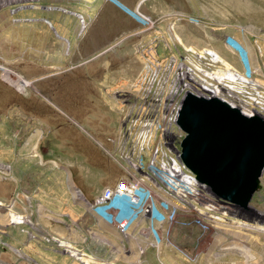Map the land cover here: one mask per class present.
<instances>
[{
	"label": "rangeland",
	"instance_id": "rangeland-1",
	"mask_svg": "<svg viewBox=\"0 0 264 264\" xmlns=\"http://www.w3.org/2000/svg\"><path fill=\"white\" fill-rule=\"evenodd\" d=\"M101 1L111 0H0V48L12 43H18L19 46L24 38V34L10 29L13 26L25 22H48L43 17L24 18L26 15L55 17L50 28L54 31L60 27L63 31L68 28V24L72 27L71 19L64 17L66 14L75 13L78 6L97 5ZM138 7L145 17L137 14ZM83 15L86 18L83 20V16H80V31L84 30L90 18L87 13ZM132 15L140 20V28L135 30L140 38L129 47L124 62L117 59L108 62L110 70L121 71L120 67H125V63L141 61L140 72L133 79L122 77L119 72L117 74L120 79L115 94L124 113L118 134L109 137L107 142L113 144L110 157L122 172L119 177L127 175L126 164L139 160L137 157L130 159L128 154H132L130 151L133 149L137 153L138 143L144 142L143 136L140 140L139 133L135 135L140 126L149 127L151 124L144 118L147 103L149 105V101L158 100L162 104L174 88L180 86L182 82L178 78L181 65L192 67L193 71L190 72L195 76L194 85L199 89H202L200 84L228 87L234 83L227 78L223 80L226 84L220 83L208 76L207 72L215 73L219 69L246 82L251 81L252 84L245 87L247 90L240 92L242 86L235 83L236 91H223L222 96L242 109H249L253 112L251 114L257 112L264 116V110L256 106V97L260 100L259 95L262 94L264 99V0H173V3L169 0H141ZM56 16L62 18L57 19ZM46 23L45 26L48 25ZM50 38L53 39L52 36ZM241 50L245 52L246 60L242 58ZM64 53L70 54L67 44ZM172 61L173 69L162 77L164 69L160 71L157 66ZM11 65L0 58V66L12 71L4 73L0 68V264H34V260L25 259L8 248L7 244L23 254L24 251L35 254V250L41 248L50 256H45V260L49 259L46 264L58 263L46 250L67 255L77 264H116L104 260L106 258H94L88 244L86 250L82 248L85 247L86 239L83 233L71 243L42 232L38 225H33L28 207L29 195L24 194V135L26 137L35 131L37 120L25 115L22 97L35 95L37 82ZM74 65H68L67 68ZM171 81L174 82L173 87L169 85ZM244 104L250 106L244 108ZM255 107L258 111L253 109ZM163 110L161 108L160 111ZM160 111L157 112L161 114ZM141 122L144 124L141 125ZM159 134L161 140L155 138L150 142L152 149L145 148L144 154L140 152L145 166L153 160V153L158 147L160 153L155 160L158 168H162L163 162L170 165L178 161L177 155L169 152L161 129ZM136 156H139L138 153ZM47 163L51 162L48 160ZM261 181L251 204L264 214V172ZM194 189L200 194L193 198L178 197L172 192L168 196L164 194L166 198L153 195V210L149 218L142 215L136 238L124 235L128 250L131 252L133 249L135 252V258L126 259L128 261L124 264H264V218H242L232 206L213 197L206 188L196 183ZM155 206L159 211L157 213ZM170 207L173 208L172 214L168 211ZM16 217H21L19 220L23 217L24 222L14 223ZM109 224L114 225L112 222ZM133 230L134 227L130 231Z\"/></svg>",
	"mask_w": 264,
	"mask_h": 264
},
{
	"label": "crops",
	"instance_id": "crops-1",
	"mask_svg": "<svg viewBox=\"0 0 264 264\" xmlns=\"http://www.w3.org/2000/svg\"><path fill=\"white\" fill-rule=\"evenodd\" d=\"M140 1L111 0L78 6L75 13L64 16L73 24L63 31L50 28L55 17L26 15L24 18L43 17L48 22L13 26L10 29L24 34V38L19 46L12 43L0 48L6 54L0 53V58L37 82V93L22 97L25 115L37 120L35 131L24 135V194L29 195L33 225L71 243L83 233L86 239L82 248L89 246L94 258L116 264L135 258V252L128 250L110 212L116 211L117 218H122L130 209L118 199L97 210L93 202L106 186L122 178L108 153L113 144L107 142L118 134L124 113L115 94L119 89L117 74L133 79L140 72L141 61H128L121 71L110 70L108 62H124L129 47L140 38L135 32L140 20L132 15ZM83 13L90 18L80 31L79 21L82 16L86 18ZM66 44L69 55L64 53ZM35 251H24V255L39 264L49 261L45 256H50L41 248ZM46 252L56 258L57 264H77L67 255Z\"/></svg>",
	"mask_w": 264,
	"mask_h": 264
},
{
	"label": "water",
	"instance_id": "water-1",
	"mask_svg": "<svg viewBox=\"0 0 264 264\" xmlns=\"http://www.w3.org/2000/svg\"><path fill=\"white\" fill-rule=\"evenodd\" d=\"M171 147L195 181L238 216L264 214L251 202L264 172V116L247 115L218 96L188 92Z\"/></svg>",
	"mask_w": 264,
	"mask_h": 264
},
{
	"label": "built area",
	"instance_id": "built-area-1",
	"mask_svg": "<svg viewBox=\"0 0 264 264\" xmlns=\"http://www.w3.org/2000/svg\"><path fill=\"white\" fill-rule=\"evenodd\" d=\"M138 15L145 17L144 14L139 11V7L136 10ZM151 61V60H150ZM153 66H156L153 64ZM174 66V62H168L164 64H159V70L162 71L164 69V72L161 74L162 77L164 74H167L169 70H172ZM1 69H3L4 73L12 72L9 68L5 66H0ZM150 70H152V66L149 67ZM188 69L190 67H186L181 65L179 68V71L181 73L188 72ZM180 73V75H182ZM179 75V80H181V84L178 87H175L174 91L170 93L168 99L165 100L162 104L158 102V100H152L149 101V105L147 103L148 109L146 111V117L145 120L148 122H151L150 126H140L137 133L135 135H138L139 133V139H142V136L144 137V142L141 144L138 143L137 145V153L139 156H136V150L133 149L132 154H128L130 159H134V157H137L139 159L136 163L133 164H126L127 169V175L125 177L120 178L114 185L106 186L101 194L94 200L93 207L97 209L100 208H107L111 203L118 199L122 204H126L130 212L127 216L122 218H117V212L112 211L110 212V215L112 218H114L116 225H118V228L120 229V232L125 236H131L136 238V234L139 232L140 228V220L142 215L146 218H149L150 213L153 210V195L156 197L166 198L164 194L167 196L170 194V192L174 193V190L166 183V179L169 180V182L173 183L174 185L182 186L184 187V191L180 189L182 193V198L189 196L195 197L197 194H200L198 191L194 189V186L196 185V181L192 183L193 177L191 176L190 172L184 167V165L179 160L178 154L172 149L171 144L173 140V135L176 133H179V127L177 125V115L179 112V109L181 107L182 101L184 96L188 92H198L200 94H205L203 88V85L200 87L202 89H199L194 84L196 83L195 76H190L188 79V82L185 80L186 78H181ZM159 77V76H158ZM148 78V76H147ZM194 78V79H193ZM25 81H23L24 83ZM174 82H170L169 85L173 87ZM187 83H190L194 88L191 90L189 85ZM25 84V83H24ZM187 85V86H186ZM185 90V92H184ZM184 93V94H183ZM183 95V98H181ZM212 96V95H208ZM223 98H226L223 96ZM262 99V100H261ZM261 99L258 100L256 97V106L258 108L264 110V99L261 95ZM230 102V100H229ZM157 105V106H156ZM244 108L249 107L250 105L244 104ZM157 108H160L157 111H160L161 108L164 109L161 114L156 111ZM258 108H253L254 110L258 111ZM144 109V108H143ZM149 111V112H148ZM152 111L154 114H152ZM151 112V113H150ZM142 113V112H141ZM150 114V115H149ZM159 115V116H158ZM141 118V117H140ZM161 119V121H160ZM160 122L162 124L160 125ZM159 123V125H158ZM131 124H133V121H131ZM144 124L141 122V125ZM132 128H130L131 130ZM160 129L163 132V137L165 138L166 145L169 147V152L171 154H176L178 161L171 162L170 165H167L166 163H162V168H158L155 164L156 156L160 153L159 147L155 148V152L153 153V160L145 166V161L142 158L141 154H144L145 148H149L148 150L152 149V145L150 142H153L152 140H155V138L161 140V134ZM133 130V129H132ZM159 136V137H158ZM165 146L164 144L162 145ZM165 148H167L165 146ZM123 150V146H122ZM168 150V149H167ZM141 152V154H140ZM176 170V174L172 171ZM187 170V171H186ZM157 171V174L154 172ZM172 172V173H171ZM168 176H171L173 179H169ZM155 180L159 181L155 183ZM151 179L154 181V183L151 181ZM198 184V183H197ZM180 188V187H179ZM170 190V191H169ZM192 197V198H193ZM157 205V204H156ZM155 212H159L156 210L155 206ZM154 213V212H153ZM155 213V214H156ZM98 214L105 217L106 215L104 213H101L98 211ZM156 217V216H155ZM154 217V218H155ZM116 218V219H115ZM134 227V230L131 232L130 230Z\"/></svg>",
	"mask_w": 264,
	"mask_h": 264
},
{
	"label": "bare ground",
	"instance_id": "bare-ground-1",
	"mask_svg": "<svg viewBox=\"0 0 264 264\" xmlns=\"http://www.w3.org/2000/svg\"><path fill=\"white\" fill-rule=\"evenodd\" d=\"M30 1V0H29ZM38 1V0H37ZM72 1V0H71ZM50 3V2H49ZM77 3V2H76ZM54 4V3H53ZM73 4V3H72ZM83 4V3H82ZM34 5V4H33ZM47 5V4H46ZM56 5V4H55ZM42 6V5H41ZM66 7V6H65ZM74 10V9H73ZM64 11H65V9H64ZM70 11V10H69ZM77 11V10H76ZM55 12V11H54ZM82 13V12H81ZM16 14V13H15ZM76 17V16H75ZM49 18V17H48ZM86 20V19H85ZM73 21V20H72ZM40 23V22H39ZM73 24V23H72ZM86 25V24H85ZM30 27V26H29ZM18 29V28H17ZM76 29V28H75ZM83 30V29H82ZM16 31V30H15ZM17 32V31H16ZM33 32V31H32ZM30 35V34H29ZM58 36V35H57ZM62 37V36H61ZM68 37H69V35H68ZM80 38V37H79ZM64 39V38H63ZM27 40V39H26ZM79 42V41H78ZM30 43V42H29ZM41 43V42H40ZM38 44H39V41H38ZM46 44V43H45ZM43 45V44H42ZM177 46V45H176ZM181 47V46H180ZM158 48H159V46H158ZM161 48V47H160ZM178 48V47H177ZM183 48V47H182ZM184 49V48H183ZM161 50V49H160ZM180 50V49H179ZM185 50V49H184ZM241 52L243 53V59L244 58H246V54H245V52L243 51V50H241ZM188 53V52H187ZM186 53V54H187ZM195 57V56H194ZM244 60H246V59H244ZM194 61V60H193ZM197 61V60H196ZM229 63V62H228ZM231 64V63H230ZM198 67V66H197ZM200 68H202V67H200ZM156 71V70H155ZM193 71L192 70V67H190V69H188V72L186 71V72H183V73H181L182 75H180V77L181 78H186L185 80L188 82V79H190L189 77V75L191 74V76H194V74L192 75V73L191 72ZM204 72L206 71L205 69L203 70ZM216 71V70H215ZM152 73V72H151ZM155 74V73H154ZM180 74V73H179ZM207 74H208V76H210L211 78H213L214 80H216V81H219L220 83H225V82H223V80L225 79V78H227V79H230V80H232L234 83H232V84H230L228 87H224L223 85L221 86L220 84H215V86H212V87H210L209 85H206V84H202L203 85V89L204 90H206V93L205 94H203V95H205V96H208V95H212V96H218V97H221V98H223V91H227L228 93H230V92H233L232 90H234V91H236V89H235V83H239L242 87H241V90H240V92H243V90L245 89V87H246V85H248V84H250L251 83V81H250V83L249 82H246V81H244L243 79H241V78H239V77H236L235 75H233V74H231V73H229V72H224V71H221L220 69H219V71H217V72H215V73H209V72H207ZM151 77V76H150ZM154 78V77H153ZM250 78V77H249ZM182 80V79H181ZM200 80V79H199ZM205 80V79H204ZM155 83V82H154ZM212 83V82H211ZM211 83H209V84H211ZM254 83V82H253ZM212 84H214V83H212ZM226 84V83H225ZM252 84V83H251ZM180 85V84H179ZM187 85H189V87H191L190 89L192 90L194 87L190 84V83H187ZM186 85V86H187ZM202 85H201V87H202ZM154 87V86H153ZM255 87V86H254ZM245 90H247V89H245ZM144 91V90H143ZM152 92V91H151ZM194 92V91H193ZM196 92V91H195ZM207 92H209V94L207 93ZM196 93H198V92H196ZM257 95H259V94H257ZM262 95V94H261ZM261 95H259V97L261 98ZM186 96V95H185ZM185 96H184V98H185ZM234 96V95H233ZM248 96V95H247ZM149 97V96H148ZM147 97V98H148ZM168 97V96H167ZM166 97V98H167ZM250 97H252V96H250ZM183 98V99H184ZM230 98V97H229ZM235 98V97H234ZM253 98V97H252ZM223 99H225V100H228L227 98H223ZM255 99V98H254ZM243 100H245V99H243ZM147 101V100H146ZM246 101V100H245ZM229 102V101H228ZM244 102V101H243ZM231 103V102H230ZM232 104V103H231ZM243 104V103H242ZM232 105H235V104H232ZM236 106V105H235ZM239 108H241V107H239ZM242 109V108H241ZM247 115H251V113H253L252 111L250 112L249 111V109L247 110V109H242ZM248 111V112H247ZM257 113V112H256ZM257 114H259V113H257ZM155 148V147H154ZM149 149V148H148ZM108 152H110L109 153V155H112L113 153H112V151H108ZM156 174H157V171H154ZM173 173H175L176 174V170H173L172 171ZM171 172V173H172ZM193 177V176H192ZM168 178L169 179H173L171 176H168ZM195 180V178L193 177V180H192V183H193V181ZM151 181L154 183V181H155V183H157V182H159V181H157V180H155V178H154V181L151 179ZM166 181V183L169 185V187H170V189L172 188L173 190H174V193L178 196V197H182V191H184V187H182V186H177V185H174L173 183H171V182H169V180H165ZM264 182V181H263ZM158 184V183H157ZM264 188V187H263ZM180 189H182V191L180 190ZM259 191V190H258ZM261 191V190H260ZM263 193V192H262ZM2 203V202H1ZM260 204V203H259ZM160 207V206H159ZM260 207V206H259ZM261 208V207H260ZM264 209V208H263ZM156 210H158L157 209V206H156ZM168 211L172 214V212H173V208L172 207H170L169 209H168ZM204 212V211H203ZM16 216V215H15ZM19 219H21V217L20 218H14V223H20V222H24V218L22 217V220H19ZM259 227V226H258ZM257 229V228H256ZM65 244H67V243H65ZM66 246H69L70 247V245H66ZM70 248H72V247H70ZM84 257V256H83Z\"/></svg>",
	"mask_w": 264,
	"mask_h": 264
},
{
	"label": "flooded vegetation",
	"instance_id": "flooded-vegetation-1",
	"mask_svg": "<svg viewBox=\"0 0 264 264\" xmlns=\"http://www.w3.org/2000/svg\"><path fill=\"white\" fill-rule=\"evenodd\" d=\"M1 205V204H0ZM4 242V241H1ZM7 247L10 248L11 250L15 251L16 253L20 254L22 257H24L26 259V257H28L27 255L25 256L24 254H22L21 252H19L17 249H15L14 247L10 246L9 244H7ZM31 260H34L32 258H30ZM34 264H39L34 260Z\"/></svg>",
	"mask_w": 264,
	"mask_h": 264
}]
</instances>
